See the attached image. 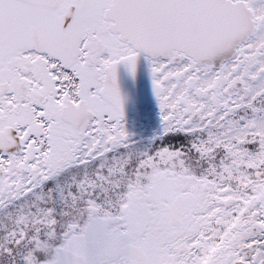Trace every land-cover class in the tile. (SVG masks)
I'll use <instances>...</instances> for the list:
<instances>
[{
  "label": "snow or ice",
  "instance_id": "snow-or-ice-1",
  "mask_svg": "<svg viewBox=\"0 0 264 264\" xmlns=\"http://www.w3.org/2000/svg\"><path fill=\"white\" fill-rule=\"evenodd\" d=\"M0 264H264V0H0Z\"/></svg>",
  "mask_w": 264,
  "mask_h": 264
},
{
  "label": "flooded vegetation",
  "instance_id": "flooded-vegetation-1",
  "mask_svg": "<svg viewBox=\"0 0 264 264\" xmlns=\"http://www.w3.org/2000/svg\"><path fill=\"white\" fill-rule=\"evenodd\" d=\"M155 121V115H154V112L152 113V122L154 123ZM147 131V129H145Z\"/></svg>",
  "mask_w": 264,
  "mask_h": 264
}]
</instances>
